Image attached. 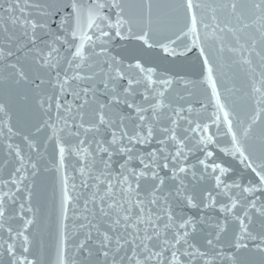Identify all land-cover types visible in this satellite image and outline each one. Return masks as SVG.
<instances>
[{"label": "snow or ice", "instance_id": "1", "mask_svg": "<svg viewBox=\"0 0 264 264\" xmlns=\"http://www.w3.org/2000/svg\"><path fill=\"white\" fill-rule=\"evenodd\" d=\"M0 144V264H264V0H0Z\"/></svg>", "mask_w": 264, "mask_h": 264}, {"label": "water", "instance_id": "2", "mask_svg": "<svg viewBox=\"0 0 264 264\" xmlns=\"http://www.w3.org/2000/svg\"><path fill=\"white\" fill-rule=\"evenodd\" d=\"M211 2V0H209ZM230 63V61H229ZM228 72V77L232 78L231 83H234L237 88H241L245 77L244 74L239 72L235 67L232 69H226ZM196 78V77H193ZM242 95V93H237V97ZM71 99V97H69ZM193 106L199 108V100H202L203 97L200 95L199 90H194V95L190 98ZM238 103H242V101L237 100ZM16 142H19V138L16 139ZM41 151L44 152V159L40 161L41 171L38 177L35 180V190L37 192V196L34 200V204L36 207L40 209V227L42 230V238L44 244V257L46 260L55 261L56 258V240H57V216L59 209V201H60V186L58 175L53 168L52 161V148L51 145L47 148L42 147ZM4 147L0 144V159L4 158ZM67 163V174L69 176V186L71 188V184L74 182L78 186V191L86 192L87 190L79 188L80 177L78 173L73 171V165L75 164V157H68L66 159ZM45 168H48L49 171H44ZM7 173L5 171H0V178H6ZM74 178V179H73ZM72 195L75 196L76 192H72ZM82 205V201H81ZM192 214V213H189ZM68 223V232L70 236L69 242V251L68 257L71 260L73 257L74 249L73 243H75L78 239H82V233H77L73 235L76 230L73 228V217L72 211H69V220ZM79 221H77V224ZM202 235V234H200ZM199 239V235L197 237Z\"/></svg>", "mask_w": 264, "mask_h": 264}]
</instances>
